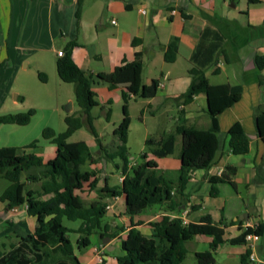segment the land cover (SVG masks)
<instances>
[{"label":"crops","instance_id":"1","mask_svg":"<svg viewBox=\"0 0 264 264\" xmlns=\"http://www.w3.org/2000/svg\"><path fill=\"white\" fill-rule=\"evenodd\" d=\"M226 2L227 0H159L156 6L151 7V0H0V78L2 74L10 72L19 78L21 64L22 68H28L32 64L35 74L43 73L46 76V82L39 80L41 83L47 84L51 80L55 85L49 94L42 93L36 97L37 105L47 103L52 106H60L69 103L71 110L68 115L80 116L81 110L75 102L73 85L62 82L56 71L57 53L63 51L67 42L76 43L72 50V59L76 66L92 75L91 86L96 94L98 106L91 109L90 115L93 110L100 108L107 122L111 119L113 104L122 102L123 107L122 94L127 93L126 88L131 84V74L123 72L118 75L113 88H109L106 82L99 80L96 76L101 73H111L125 62H133L136 54H141L143 73L144 53L148 49L151 52V62L155 67L159 63L174 66L181 59L188 65V76L176 75L171 68L161 66L163 69L159 72L161 79L152 75L148 81V85L152 80L158 81L159 88L156 96L152 99L139 100H143L150 109L154 101H158L162 105L175 99L179 111L183 110L185 113L186 122L188 124L193 122L189 126L201 129L202 118L204 116L209 118L206 113L205 95L199 94L192 103L186 106H182L181 101L177 98L185 93L190 85L191 77L188 70L191 64L189 60L201 32L207 27L217 30L223 35V49L227 55V61L223 55L219 56L215 64L204 70L205 76L207 77V73L217 76L221 73L220 66L235 63L239 74L238 78L241 79L239 84H229L242 87L241 98L217 117L220 131L217 135L219 148L215 161L207 171L199 170L192 173V178L185 190L188 202L186 207H181L183 212L170 213L166 211L165 206L153 205L138 215L129 216L126 214L124 195L103 200L106 207H110L104 216V218H110V222H105L103 218L102 224L110 228V231L105 233L104 237L93 234L89 238V247L80 251L75 250L80 264H117L116 258L123 255L120 247L121 241L126 238L132 225L140 224L136 226V229L146 238H151L154 231L150 224L159 222L164 216L169 219L180 218L185 224L204 221L221 223L224 233L219 239L220 244L215 252V257L222 253L223 249H226L228 250L227 259L230 256H238L240 262V255L250 249L253 257L250 264H264L259 252L262 244L261 239L260 244L257 241L246 242L244 245L238 244L243 229L254 227L260 221L264 222V197L258 198L253 193L249 194L248 199L252 200L250 207L247 201L245 202L237 194L236 198L242 200L243 207L226 211V200L221 195V190L223 186L228 185H217L218 194L214 197L210 195L211 184L208 179L220 177L227 166L237 168L233 177L236 186L233 189L235 192L240 185L247 189L253 185L264 187L262 181L264 144L258 139L254 125V116L264 111V69L258 70L254 64L256 56H264V10L260 8V2L249 5L246 0V13L238 15V17L247 19V23L244 25L237 20L235 14L225 11L223 5ZM78 9L80 13L77 17ZM107 22L111 25L110 29L106 28ZM88 34L94 35L96 40L103 34L105 37L103 45L92 46L83 43L88 40L85 38ZM172 38L177 40L176 58L173 63H166L164 53ZM146 43L149 44L148 48ZM104 61L106 69H102L100 66ZM259 81L262 82L259 83ZM159 90L161 96H158ZM137 100L130 96L127 109L131 102ZM17 101H20L21 104L26 103L27 97L24 91L18 92L14 102H8L5 99L2 104L17 110L13 114L22 113L24 110L20 108L23 107L17 104ZM197 103H203L204 111ZM109 109L110 116L107 120L106 113ZM153 112L150 111L151 114ZM122 118L123 114L120 123ZM236 124L242 126L250 144L249 153L243 157L232 155L228 147L227 133ZM4 126L25 127L0 125V129H3ZM206 126L204 129L209 128L210 119ZM115 129H113V133ZM23 131L25 130L14 132L20 133V136L26 135ZM113 137L119 143L118 137L114 134ZM68 140L67 147L69 148L80 143L69 144ZM25 141L20 146L25 145ZM42 141H38L37 147L29 151L40 157L43 165L31 167L23 173L22 179L25 182L26 191L41 192V182H29L26 179L45 171L46 162L56 156V147L43 139ZM95 143H85L95 163L87 161L80 167L81 172H94L98 179L94 190L88 191L87 185H84L83 192L78 193L84 202L89 200L87 206L98 200V191L105 184L109 187H119L123 180V174L118 175L115 183L110 185L109 177L104 171L107 162L100 156L99 146ZM118 145H103L101 147L108 153H112L117 150ZM5 147L12 146L0 145V148ZM180 149L181 139L178 136L172 155L155 158L150 153L148 154V159L156 162L157 173L171 182H176L178 178ZM25 153L28 152L25 151ZM17 154L23 155L24 152ZM231 157H239V163H229ZM132 168L130 165L127 166V169L131 170ZM257 168L261 175L256 183L251 184V181L256 177ZM52 196V194L44 195L42 199L48 200ZM192 206H196L197 209L191 210ZM35 226L36 220L27 213L26 204L8 210L6 202L0 200V257L11 245L18 242L19 237L33 234ZM108 234L114 237L109 238L106 236ZM212 240L213 238L209 236H197L190 247L195 254L201 252L198 251L199 246L202 248L206 246L208 249ZM188 244L189 242L185 244L186 249ZM234 247L238 248L235 252L233 251ZM230 250H232L231 253ZM97 254L101 256V262H99Z\"/></svg>","mask_w":264,"mask_h":264},{"label":"trees","instance_id":"2","mask_svg":"<svg viewBox=\"0 0 264 264\" xmlns=\"http://www.w3.org/2000/svg\"><path fill=\"white\" fill-rule=\"evenodd\" d=\"M258 0H247L249 5L257 4ZM79 9L76 16H79ZM223 35L212 28H205L199 36L198 43L190 57L191 64L188 73L191 82L186 92L177 100L182 106L189 105L199 94L206 97V113L210 119L207 129H196L186 125L183 110L179 111L174 133L161 135L157 139H147L145 146L155 158H164L173 154L174 145L179 136L181 149L179 153L180 168L176 182L165 179L156 171L154 160L148 159V153H143V163L131 169L132 174H127L128 149L127 134L130 125L127 105L130 96L134 99H152L159 88L157 80H152L150 85L142 83L141 54H136L131 63H123L111 73L98 74L96 77L106 82L109 88L115 86V79L123 72L131 74V84L126 88L127 93L122 94L123 118L119 126L114 130L118 137L117 150L108 153L100 146L99 138L92 126L90 111L98 106L96 94L92 90V75L79 69L72 59V50L75 42H67L63 48L62 56L56 59V71L59 79L74 88L75 102L80 108V116L67 115L64 119L66 129L62 133H56L51 128H44L41 137L44 141L56 147V156L46 162L45 171L35 176H29L26 181L41 182V192L26 191L22 175L31 167H41L43 161L40 157L25 151L37 147L38 141L31 142L22 148L23 155H18L12 147L0 148V178L8 182V186L0 195V200L6 202V208L12 209L26 204L27 213L34 217L36 226L34 233L25 237H19L18 242L0 257V264H80L75 255V250L80 251L89 247V238L93 234L104 237L110 231L102 220L106 213V205L103 200L125 197L126 214L135 216L153 205L165 206L167 212L181 213L186 207L188 196L185 194L186 186L192 178L194 171H207L214 163L219 148L217 135L220 131L217 117L225 110L236 104L242 94L240 85L211 84L205 76V69L216 63L219 56L223 55L227 61V55L223 49ZM176 38L169 41L168 49L164 53L166 63H173L176 58ZM255 67L264 69V56L254 58ZM38 79L46 82V76L38 73ZM262 81H259L261 83ZM130 95V96H129ZM35 115L34 109L16 114L0 116V125L26 126ZM110 116V109L106 113V119ZM88 124L92 135L99 144L100 156L106 162H114L120 159L123 163V180L119 187L104 185L98 191V200L88 206L78 193L83 192L84 185L91 191L96 188L98 179L94 172H81L80 167L87 161L95 163L87 145L83 142L76 146L67 147V140L77 130L81 129L83 120ZM254 125L258 139L264 144V111L254 116ZM228 147L234 156H245L249 153V140L241 125H234L227 133ZM237 168L225 167L220 177H210L211 196L218 194L217 185L225 184L235 189L233 177ZM260 173L257 168L256 177L251 181H258ZM45 179V180H43ZM264 182V173L262 176ZM52 194L48 200L42 196ZM192 206L191 210H196ZM80 222V226L74 230L67 228L63 222ZM140 225V224H137ZM132 225L127 236L121 241L122 256L116 258L117 264H182L187 255L185 244L193 241L197 236H209L213 240L205 251L194 254L196 264H215V252L220 244L219 239L224 230L221 223L211 221L197 223H183L180 218L169 219L164 216L159 222L151 223L153 236L146 238ZM75 234L76 240L71 241L69 234ZM116 235V234H115ZM254 235L262 240L259 248L261 259L264 262V222H258L254 227L243 229L239 245L246 243V236ZM113 238V235H106ZM251 251L247 249L240 255L241 264H250Z\"/></svg>","mask_w":264,"mask_h":264},{"label":"rangeland","instance_id":"3","mask_svg":"<svg viewBox=\"0 0 264 264\" xmlns=\"http://www.w3.org/2000/svg\"><path fill=\"white\" fill-rule=\"evenodd\" d=\"M261 3L260 8L264 10V0H259ZM159 3V0H151V7L156 6ZM234 4V8H230V5ZM67 7H73V6H67ZM222 7V4H221ZM223 8L225 11H228L230 14H235L237 16V20H239L240 23L246 25L247 19L245 17H238L239 13H246V0H227V2L223 5ZM110 24L107 22L106 28L110 29ZM88 40H84L87 45H103V41L105 37L103 34L97 38L92 34H88L87 37H85ZM146 46L148 48L149 44L146 43ZM155 50V49H154ZM103 52V50H101ZM104 53V52H103ZM144 68L142 73V81L145 83L144 85H148V81L152 77V75H156L158 79H161V76L159 75V72L163 69H161V66H167V68H171L176 75H186L187 74V68L188 65L183 62L181 59L174 65L170 66L169 64L162 65L159 63L156 67L151 62V52L150 50L146 49V52L144 53ZM102 69L105 68V61L100 64ZM21 64V70L19 71V78L16 74H13L12 72L7 73L5 75L2 74V77L0 78V116L6 115V114H13L17 110H14L13 108H10L9 106H5L2 104V102L6 99L8 102H14V99L19 91H24L27 101L24 104H21L20 101H17V104L22 106L23 112L28 111L29 109L35 110V115L31 118L30 123L25 127H12V126H4L3 129H0V145H8L12 146V148H15L17 150V153H22V148L26 147L30 144V142H33L35 140H38L39 142L42 141L41 133L44 128H51L56 133H62L65 131L66 126L64 123V119L66 115L69 114V112L66 111V106L68 103L63 105H55L52 106L50 104L44 103V104H38V100L36 97L39 95L49 94L52 89H54V84L50 80L47 84H43L39 81L38 75L35 74L33 70L32 64L28 68H22ZM221 68V73L219 75H211L207 73V78L209 82L213 85L217 84H239L241 79L238 78L239 74L237 73V66L235 63H230L228 65L223 64ZM166 70V68H165ZM158 96H161V91H158ZM13 104V103H12ZM35 105V106H34ZM201 109L204 111V105L203 103L199 104ZM112 108V115L109 122L105 120L103 112H101L100 108L93 110L91 115L93 117L92 126L95 130L99 141L100 146L103 145H113L117 146V144H120L117 142V139L113 137V129L118 127L120 123V119L122 117V102H119L117 104H113L111 106ZM150 111H154L153 114L150 113ZM128 115L130 118V125L127 135V144L126 147L128 149V165L131 167H137L143 163V160L141 159V155L143 153H148V148L145 146V141L147 139L153 138L157 139L161 135H167L174 133L175 126L177 124V119L179 116V109L176 105V100L171 99L168 102L163 103L162 105L158 103V101H154L151 104V108L149 109L146 103L143 100H137L136 102H131L129 104L128 108ZM209 118L207 116H204L202 118V126L201 129L206 128V124L208 123ZM193 122L191 121L190 124L186 123L187 126H191ZM197 128V127H196ZM10 130V131H9ZM19 130H25L23 131L26 133V135H19L18 133L14 131ZM26 137V138H25ZM24 138V140H23ZM94 136L92 135L90 128L86 121L83 119V125L82 128L77 131L69 140L68 143H76V142H85L87 144L95 143L96 140H94ZM26 140V141H25ZM24 143H26L23 146H20ZM43 142V141H42ZM99 146V144L96 142ZM29 152V151H26ZM149 154V153H148ZM21 155V154H20ZM240 158L239 157H231V160L229 163L238 164ZM107 164V165H106ZM105 166V173L109 177V183L110 185H113L117 179L118 175H121L123 172V163L120 159H116L114 162H107ZM117 167V168H116ZM127 174L131 175L132 171L130 169L127 170ZM23 181V179H22ZM8 186V182L5 179H0V195L4 191V189ZM223 189L221 190V195L226 200V211L234 210L242 208V200L237 199L236 195L239 194L241 199H244V201H247V204L251 207L252 200L248 199V195L253 193L258 198L264 197V187H257V185H253L250 187V189H247L245 186L240 185L238 187V190L235 192L233 189H231L228 186H223ZM89 200H85V203L87 204ZM105 222H110V218L105 217ZM63 224L69 228L76 230L80 226V222H70V221H64ZM69 237L71 241L76 240V235L71 233L69 234ZM193 241L189 242L187 245V255L185 257V260L182 262V264H196V260L194 258V253L191 249V244ZM258 244L261 243V240L258 239ZM207 250V247H200L198 251H205ZM238 250V248H233V251L235 252ZM226 249L222 250V253L218 254L215 257L216 264H240L238 256H230L229 259H227ZM232 250H230V253ZM227 259V260H226Z\"/></svg>","mask_w":264,"mask_h":264},{"label":"built area","instance_id":"4","mask_svg":"<svg viewBox=\"0 0 264 264\" xmlns=\"http://www.w3.org/2000/svg\"><path fill=\"white\" fill-rule=\"evenodd\" d=\"M57 55L62 56V52H58ZM106 210H110V207H106ZM258 239L259 238L255 237L254 235H248L245 238L246 242H254V241L256 242V241H258ZM97 257H98L99 262H101V256L99 254H97ZM250 260L253 261L252 256H250Z\"/></svg>","mask_w":264,"mask_h":264},{"label":"water","instance_id":"5","mask_svg":"<svg viewBox=\"0 0 264 264\" xmlns=\"http://www.w3.org/2000/svg\"><path fill=\"white\" fill-rule=\"evenodd\" d=\"M230 7H235V5L231 4ZM70 110H71V104L68 103L66 106V111L69 112Z\"/></svg>","mask_w":264,"mask_h":264}]
</instances>
